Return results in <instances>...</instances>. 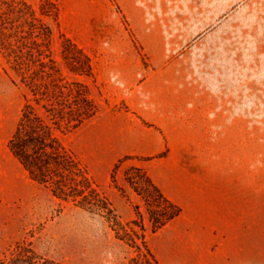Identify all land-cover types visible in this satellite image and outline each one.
I'll use <instances>...</instances> for the list:
<instances>
[{"label":"rangeland","instance_id":"374dc122","mask_svg":"<svg viewBox=\"0 0 264 264\" xmlns=\"http://www.w3.org/2000/svg\"><path fill=\"white\" fill-rule=\"evenodd\" d=\"M23 1L34 12L15 0H0V41L1 27L7 22L22 23L24 31L29 29V22L37 27L43 23L54 30L48 49L58 73L50 76L46 68L41 84L51 88L53 82L80 83L87 87L98 109L94 117L77 129L65 133L54 131L55 136L87 170L91 181L109 199L123 223L134 221L135 207L140 208L145 246L156 260L154 251L163 254L165 246H170L173 232L164 228L152 231L142 198L126 181L127 176L134 174L131 167L144 169L148 160L122 157L121 143L102 125L107 114L128 111L123 100L126 87L119 77V64L127 55L145 70L150 55L187 53L188 82L235 102L231 107L235 114L245 119L254 135L264 143V0H141L140 9L134 11H124L118 0ZM147 4L154 9H147ZM56 10L58 24L45 16ZM38 31L35 29V34ZM59 33L65 34L90 58L92 76L70 71L80 64L81 58L71 51L63 52ZM0 65L22 102L16 121L8 131V147L26 103L33 105L35 115L42 118L45 115L1 52ZM124 76L128 80L132 77L131 73ZM116 166L119 169L113 183L111 175ZM14 211L18 218L13 244L0 246V260L22 241L30 243L39 255L59 264H132L134 259L141 264L149 259L144 248L138 250L118 240L106 219L54 198L45 187H38L29 200L14 205ZM253 264H264V258L260 260L254 254Z\"/></svg>","mask_w":264,"mask_h":264},{"label":"crops","instance_id":"0c3cea01","mask_svg":"<svg viewBox=\"0 0 264 264\" xmlns=\"http://www.w3.org/2000/svg\"><path fill=\"white\" fill-rule=\"evenodd\" d=\"M140 2L118 0L124 11ZM188 58L150 55L143 70L126 55L119 77L128 111L107 114L102 125L122 157L148 160L149 177L182 209L164 227L173 234L163 254L154 251L158 264H253L254 254L264 258V143L235 114V102L188 82ZM21 104L0 65V246L13 244L14 205L42 187L6 146Z\"/></svg>","mask_w":264,"mask_h":264},{"label":"trees","instance_id":"16d2710c","mask_svg":"<svg viewBox=\"0 0 264 264\" xmlns=\"http://www.w3.org/2000/svg\"><path fill=\"white\" fill-rule=\"evenodd\" d=\"M15 1L24 9L34 12L27 2ZM45 16L58 24L57 10ZM27 24L29 29L24 31L22 23H3L0 52L20 77L21 84L29 89L34 103L42 109L45 117L35 115L33 105L26 103L16 131L8 142V149L24 167L29 178L48 189L54 198L71 202L84 211L103 217L118 240L132 248L145 249L149 259L141 264H158L145 246V226L140 208L135 207L137 218L134 221L123 223L109 199L91 181L87 170L55 136L54 131L65 133L77 129L94 117L98 109L90 99L87 87L80 83L62 85L53 82L51 88L41 84L42 73H46V68L49 69L50 73L47 74L50 76L58 73L48 49L54 30L43 23L39 27L32 22ZM35 29L39 30L37 34ZM59 37L63 52L71 51L81 58L80 64L73 66L76 70L70 68V71L76 75L92 76L90 58L65 34L59 33ZM118 169L119 166H116L111 175L113 183ZM130 170L134 174L127 176L126 181L142 198L153 232L161 230L180 216L182 209L162 193L144 169L133 166ZM0 264L59 263L39 255L30 243L22 241L14 245L0 260ZM132 264H138L137 260H132Z\"/></svg>","mask_w":264,"mask_h":264}]
</instances>
